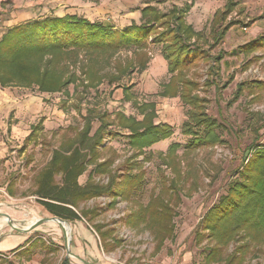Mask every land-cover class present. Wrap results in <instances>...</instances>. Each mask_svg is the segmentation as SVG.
<instances>
[{
  "label": "rangeland",
  "instance_id": "obj_1",
  "mask_svg": "<svg viewBox=\"0 0 264 264\" xmlns=\"http://www.w3.org/2000/svg\"><path fill=\"white\" fill-rule=\"evenodd\" d=\"M79 1L84 9L75 8L76 18L92 23L84 16L89 7L99 8L107 13L103 21L111 23H104L105 27L126 31L142 25L139 17L149 6L162 15L176 12L158 23V27L169 23L171 28L177 14L192 8L195 0H95L93 6L90 0ZM200 1L198 9L185 14L187 24L202 39L197 44L200 53L184 79L198 84L193 94L206 102L195 113H205L216 127L212 131L196 127L192 108L180 97L161 96L171 79L168 62L159 58H164L162 46L150 44L147 56L132 48L96 60L84 52L74 62L67 57L71 54L54 59L45 64L47 69L65 83L71 79L58 93L42 94L38 86L0 85V215L8 214L20 228L54 218L41 204L39 178L56 153L70 157L78 149L81 162L97 156L84 164L86 171L78 179L82 194L95 193L94 187L103 192L79 199L77 210L87 212L85 220L97 232L115 231L107 237V246L92 231L99 247L101 241L105 251L114 249L105 254L100 248L101 264H264L263 241L253 242L242 233L224 247L211 234L214 226L204 220L237 183L246 182L248 193H253L250 166L257 152L264 150V42H260L264 0ZM230 3L231 14L215 20L214 14L224 12ZM132 15L135 23L123 27ZM93 24L103 25L101 20ZM225 27L229 30L222 36ZM161 31L150 34L148 42ZM91 75L105 77L104 83L87 87ZM149 104L155 107V125L169 126L172 135L140 152L131 146V134L119 120L124 116L142 121L141 105ZM90 124L92 132L85 141L82 135ZM102 126L103 139L95 138ZM193 132L206 142L194 143ZM103 163L108 172L98 173ZM259 173H254V180ZM64 179L63 173L56 174L55 187L67 188ZM48 188L54 189L53 183ZM70 197L66 199L71 203ZM135 217H141L139 222L130 224ZM75 222H67L69 245L62 227L49 223L30 234L32 241L39 242L28 254L30 260L19 255L0 264H63L66 259L83 264L72 251ZM7 234L18 233L0 218V239ZM212 249L222 250L219 262L211 260ZM47 251L52 253L43 258Z\"/></svg>",
  "mask_w": 264,
  "mask_h": 264
},
{
  "label": "trees",
  "instance_id": "obj_2",
  "mask_svg": "<svg viewBox=\"0 0 264 264\" xmlns=\"http://www.w3.org/2000/svg\"><path fill=\"white\" fill-rule=\"evenodd\" d=\"M228 5L224 12H218L214 16L215 20L218 17L223 20L231 14L233 5L231 3ZM190 9L191 7L186 12L178 13L177 18L174 19L175 26L170 28L169 23H162L161 27H158V23L174 15V11L169 15H162L156 8L149 6L142 12L141 26L133 25L129 30L122 32L70 16L28 22L8 31L0 42V85L2 88L26 89L38 86V91L42 94L58 93L70 84L71 79L66 83L63 82L62 77L54 70L47 69L48 67L45 66L47 62L50 65L52 60L69 54L71 56L67 57H71V62H74L83 52L87 53L88 57L91 56V59L96 60L108 56V54L113 56L132 48L137 55L142 53V56H147L146 52L150 44L159 45L162 46L163 57L168 62V73L171 75L170 82L164 86L161 96L164 98L180 97L185 104L192 108V118L196 122V127L202 126L212 131L216 127V123L203 112L199 115L195 113L202 107V104H206L204 100L193 94V91L198 89V84L184 79L186 71L194 65L198 51L200 53L197 44L202 39V35L186 22L185 14ZM174 13L176 14V12ZM220 23L221 21L218 25ZM157 29L163 31L154 36L152 43L148 42L150 34L156 32ZM214 30L212 29V32ZM228 30L229 27H225L222 36ZM217 37H219L218 34ZM260 42H264V39ZM104 79L105 77L99 78L98 75H91L89 77V82H91L87 87L98 88L104 83ZM94 80H99V82L94 83ZM149 105H141L140 113L144 116L142 121L124 116L119 120L121 127L128 129L131 134L129 135L131 146L140 152L172 135L169 126L155 125V107ZM103 127H100L94 134L95 138L103 139ZM91 132L90 124L87 126L86 133L82 135L85 141H88ZM193 136V142L198 145L206 142L198 136V132H193ZM207 138H211V136L209 135ZM95 159L97 156L93 154L89 162L85 159L81 162L80 160L83 158L78 149L70 157H63L56 153L48 168L46 167L42 172L41 178H39L40 183L38 182V195L42 199L41 204L47 208L51 215L67 222L85 220L87 212L83 214L78 212L79 203L77 201L81 198L79 201L95 198L103 190L100 187L93 188L92 185H87V187H92L95 193H92L91 190L89 194L83 193V195L84 189L79 185L78 179L86 171L84 164L93 162ZM251 164L250 180L253 181V186H251L253 193H248L246 182L237 183V187H234L228 196L223 197L204 219L214 226H209V228L212 227L211 234L224 247L240 238L242 233L250 236L253 242L258 240L264 242V150L257 152ZM107 166L106 163L100 164L96 170L98 173H107ZM259 171H262L259 173V179L254 180V173ZM58 173L64 174V183L67 188L55 187L54 179ZM92 176L91 174L90 180H92ZM50 183H53L54 189L48 188ZM67 196H71V203L67 201ZM115 204L112 203L110 206L114 207ZM140 218L135 217L130 224L135 225ZM95 231L99 234L103 244L107 237H112V233H115L113 230L105 233L101 232L102 229L100 232H97L96 229ZM162 240L166 239L162 238ZM161 248L159 247V249ZM113 250L112 247L105 252ZM221 253H223L222 250L219 252L212 249L211 260L219 262L222 259L219 258ZM68 262L65 260L63 264H69Z\"/></svg>",
  "mask_w": 264,
  "mask_h": 264
},
{
  "label": "crops",
  "instance_id": "obj_3",
  "mask_svg": "<svg viewBox=\"0 0 264 264\" xmlns=\"http://www.w3.org/2000/svg\"><path fill=\"white\" fill-rule=\"evenodd\" d=\"M94 1L95 0L89 1L91 2V6H93ZM200 6L201 1L195 0L194 6L191 9L196 10ZM75 8H83V5L79 0H0V42L8 31L28 22L43 20L47 18L60 19L67 16L79 17L77 13L78 9ZM88 9V13L86 11L87 15H85L84 17L88 18L92 23L101 20V24L104 25L105 23L106 25H111L110 22L107 23L103 21L104 16H106L107 13L95 7H89ZM217 13L218 12H216L214 16ZM131 18L132 21L129 24H123V27L128 28L133 23H135L133 22V20H135L133 15L131 16ZM141 19L142 18L140 15L139 20ZM138 26H141V24ZM116 29L117 28H115V30ZM123 30L124 28L120 29L119 31ZM197 31L198 30H196V32ZM159 58H161L162 61L164 59L161 56ZM72 225L74 226L75 230L72 243V251L74 255L80 259H84L89 264H101L100 261H102V258L100 255V248H102V251L105 254L106 252L103 248L101 241L98 239L100 241L101 246L99 247V243L96 239L99 236L95 232L93 227H91L90 224H88L86 221H76ZM92 231L96 235V238L93 235ZM29 236L30 234H7L3 238H1L0 255H4L5 258L0 256V261L8 260L11 259L12 256L14 257L19 255H21V257L23 258L24 256H27V260H30L31 258H28L30 256L28 254L30 252H33V250L35 249L34 246L39 242L36 240L32 241ZM50 253L52 252L47 251L45 253L46 257L43 258H48V256H50L48 254ZM41 261L42 260L40 259L39 262ZM68 263L71 264L70 262Z\"/></svg>",
  "mask_w": 264,
  "mask_h": 264
},
{
  "label": "water",
  "instance_id": "obj_4",
  "mask_svg": "<svg viewBox=\"0 0 264 264\" xmlns=\"http://www.w3.org/2000/svg\"><path fill=\"white\" fill-rule=\"evenodd\" d=\"M0 218L1 220L3 219H6L7 220V225H9V227L11 228V230L15 231L16 233L18 234H31L33 232H37L38 229L42 226H45L49 223H52V222H57L58 225L60 227H62V229L64 230V233H65V238H66V241H67V245H69L70 241H71V238L69 237L70 236V233L68 234L66 229L63 227V224H67V221L63 220V219H60V218H57V217H54V218H51V219H39L37 220L36 222H34L33 224L27 226V227H22L20 228L18 226V224L16 223L15 220H13L8 214H1L0 215ZM68 225V224H67ZM71 232V231H70ZM69 247V246H68ZM68 256H71V253L69 251V248H68ZM73 256V255H72ZM76 257V256H75ZM69 258V257H68ZM80 262H82L83 264H89L85 261H83L82 259L76 257Z\"/></svg>",
  "mask_w": 264,
  "mask_h": 264
},
{
  "label": "bare ground",
  "instance_id": "obj_5",
  "mask_svg": "<svg viewBox=\"0 0 264 264\" xmlns=\"http://www.w3.org/2000/svg\"><path fill=\"white\" fill-rule=\"evenodd\" d=\"M1 222L7 223V220L6 219H3V220H1ZM52 223L58 224L57 222H52ZM63 227L66 229L67 233L69 234L70 231H71L70 228H69V226L67 224H63Z\"/></svg>",
  "mask_w": 264,
  "mask_h": 264
},
{
  "label": "built area",
  "instance_id": "obj_6",
  "mask_svg": "<svg viewBox=\"0 0 264 264\" xmlns=\"http://www.w3.org/2000/svg\"><path fill=\"white\" fill-rule=\"evenodd\" d=\"M1 257H3V258H5V256L4 255H0Z\"/></svg>",
  "mask_w": 264,
  "mask_h": 264
}]
</instances>
